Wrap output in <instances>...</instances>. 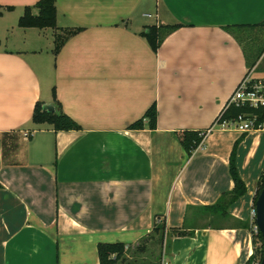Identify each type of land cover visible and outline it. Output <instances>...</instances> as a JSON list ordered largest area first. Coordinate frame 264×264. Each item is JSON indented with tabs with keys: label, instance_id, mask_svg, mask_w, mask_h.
Segmentation results:
<instances>
[{
	"label": "crops",
	"instance_id": "0c3cea01",
	"mask_svg": "<svg viewBox=\"0 0 264 264\" xmlns=\"http://www.w3.org/2000/svg\"><path fill=\"white\" fill-rule=\"evenodd\" d=\"M37 1L0 0V264H99L98 243L125 245L117 264H245L264 132L239 143L246 192L214 227L199 209L232 190L243 134L214 127L187 158L175 133L208 130L243 79L264 80L261 56L247 74L264 31L224 30L261 23L264 0H55L57 30L19 28ZM175 24L153 52L146 28ZM53 89L80 130L32 123ZM153 103L156 129L127 130ZM156 217L194 235L145 241Z\"/></svg>",
	"mask_w": 264,
	"mask_h": 264
},
{
	"label": "trees",
	"instance_id": "16d2710c",
	"mask_svg": "<svg viewBox=\"0 0 264 264\" xmlns=\"http://www.w3.org/2000/svg\"><path fill=\"white\" fill-rule=\"evenodd\" d=\"M3 7L0 5V14ZM11 11V7L4 8ZM37 13H34L33 10ZM56 7L55 0H38L33 6H27L23 9L22 15L18 18L17 26L19 28H36V29H53L57 30L56 26ZM181 25H153L146 28L142 34L147 44L153 52H156L159 48L162 40L173 31L180 28ZM260 28L264 31V20L257 25L250 26H227L224 28L229 33H236L242 29H254ZM61 31V30H60ZM79 29H64L62 34L54 35V49L53 53L57 54L62 44L68 37L78 32ZM254 60L249 64L247 74L258 61L259 57L264 52V45L260 47ZM53 112H47L43 110V104L37 102L34 105L32 113V123L36 125L46 124L52 127L54 132L59 131H71L80 130V126L71 119L68 115L62 112L61 105L56 99L55 90H52ZM258 115L259 120H264V110L252 109L247 106H236L228 101L219 115L215 118L210 128L206 131H178L175 133L178 143L183 148L187 158L191 157L192 153L199 147L204 141L205 137L214 127L221 126L224 123L234 121L239 115ZM157 125V109L155 103H153L143 114L141 118L132 122L127 126V130H142L147 128L149 130H155ZM244 134L235 141L230 156L228 171L230 178L233 182V188L230 191L224 192L218 198V200L211 206H205L199 209V212L209 214L213 217L214 221H221L229 217V208L243 195H245L246 188L244 182L241 180L236 165L235 155L239 143L242 141ZM264 187V174H262L257 183V192L254 196L253 207L257 200V197ZM0 188L2 186L0 185ZM244 226V224H243ZM194 235L193 230H187L184 227L181 228H167L165 221L159 217L155 218V222L151 233L145 238V241L149 239L157 238L160 245L168 239L167 237H192ZM251 244L253 253L245 262V264H251L254 260H261L264 254L262 245V239L259 232L254 233L251 230ZM97 257L99 264H117L119 261H123L125 254V245L122 243H98L96 246Z\"/></svg>",
	"mask_w": 264,
	"mask_h": 264
},
{
	"label": "built area",
	"instance_id": "2783aa9c",
	"mask_svg": "<svg viewBox=\"0 0 264 264\" xmlns=\"http://www.w3.org/2000/svg\"><path fill=\"white\" fill-rule=\"evenodd\" d=\"M229 101L236 106H247L252 109L264 110V80L245 78L233 92ZM221 126L232 128L241 134L250 132H264V120H259L258 115H239L234 121L224 123ZM254 220L252 231L257 233L255 225V209L251 212ZM261 260H254L251 264H260Z\"/></svg>",
	"mask_w": 264,
	"mask_h": 264
},
{
	"label": "water",
	"instance_id": "95a60500",
	"mask_svg": "<svg viewBox=\"0 0 264 264\" xmlns=\"http://www.w3.org/2000/svg\"><path fill=\"white\" fill-rule=\"evenodd\" d=\"M43 110L47 112H53L54 108L51 105H43ZM254 209H255V225L257 227L258 232L261 235L262 245L264 249V187L261 189L257 197V200L254 205ZM260 264H264V254Z\"/></svg>",
	"mask_w": 264,
	"mask_h": 264
},
{
	"label": "rangeland",
	"instance_id": "374dc122",
	"mask_svg": "<svg viewBox=\"0 0 264 264\" xmlns=\"http://www.w3.org/2000/svg\"><path fill=\"white\" fill-rule=\"evenodd\" d=\"M263 45H264V38L261 40V46H263ZM256 65L258 66L257 73H261V74H256L254 76L264 77V52L261 55V58ZM224 222H225V220H223V221L222 220L221 221L205 220L201 225H206V226H210V227L222 226V225H224ZM252 223H254V220H252ZM251 227H253V224H251Z\"/></svg>",
	"mask_w": 264,
	"mask_h": 264
}]
</instances>
